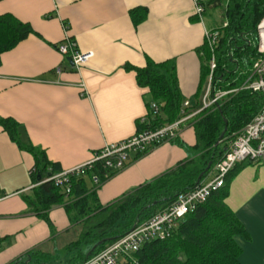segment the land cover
<instances>
[{
    "label": "crops",
    "instance_id": "obj_1",
    "mask_svg": "<svg viewBox=\"0 0 264 264\" xmlns=\"http://www.w3.org/2000/svg\"><path fill=\"white\" fill-rule=\"evenodd\" d=\"M135 9L146 11L137 24L130 16ZM213 9L206 8L199 20L191 0H0V16L33 31L0 54V119L14 121L22 143L42 150L66 172L88 163L105 144L130 138L140 120L147 121V89L137 86L135 73L125 66L171 61L182 101L189 103L188 111L197 109L204 31L219 26L210 17L206 21ZM66 39L92 53L79 71L56 50ZM192 122L179 129L177 140L184 147L166 142L131 157L97 189V204L104 207L191 158ZM33 165V157L0 126V264L32 251L54 257L77 239L78 227L62 206L53 207L47 221L28 213L23 197L34 187ZM242 166L224 203L248 235L237 239L239 263L264 264V167ZM211 175L212 170L204 182Z\"/></svg>",
    "mask_w": 264,
    "mask_h": 264
},
{
    "label": "trees",
    "instance_id": "obj_2",
    "mask_svg": "<svg viewBox=\"0 0 264 264\" xmlns=\"http://www.w3.org/2000/svg\"><path fill=\"white\" fill-rule=\"evenodd\" d=\"M218 5L219 0L208 2L211 8ZM145 15L144 9L130 12L135 24ZM263 15L264 0H227L222 9L223 20L215 28L221 30V38L213 53L216 65L212 74L213 90L239 89L247 80L256 58L255 29ZM223 23H226L225 28H221ZM32 33L29 25L9 15L0 16V54L10 51ZM199 53L201 73L196 93L198 99L209 74L208 63L212 56L205 43ZM124 69L135 73L137 86L147 89L149 98L146 103V124L138 123L137 131L156 130L180 118L183 101L171 61L154 63L147 60L143 68L125 66ZM151 104L156 106V113L150 110ZM263 104L264 95L239 90L222 99L216 107L201 112L192 122L196 144L192 148L191 158L104 207L97 204L96 191L115 173L105 170L101 164H95L78 176H69V193L66 194L64 186H55L48 181L61 173L59 166L49 162L42 150L22 143L18 136V125L14 121L0 119V126L10 140L34 160L30 171L34 187L31 195L23 197L28 213L47 221L48 212L53 207L62 206L71 223L78 227L77 239L64 249L66 255H75L70 256L64 264H81L168 208L179 194L203 183L224 154L233 135L258 114ZM172 143L184 147L177 139ZM145 154L147 152L135 158ZM209 164L210 168L205 171ZM242 165L234 167L221 189L213 192L204 204L180 220L169 238L142 245L133 255L137 264H240L241 249L237 239L248 240V235L224 201L228 196V187ZM93 177L97 180L96 184ZM24 258L29 261L23 264H62L56 261L57 256H44L33 251L12 264Z\"/></svg>",
    "mask_w": 264,
    "mask_h": 264
},
{
    "label": "built area",
    "instance_id": "obj_3",
    "mask_svg": "<svg viewBox=\"0 0 264 264\" xmlns=\"http://www.w3.org/2000/svg\"><path fill=\"white\" fill-rule=\"evenodd\" d=\"M194 14L201 20L208 8L209 0H191ZM226 23L221 25L225 28ZM256 58L250 68L247 80L239 89L230 91L213 90L212 74L215 69L214 50L221 38V30H205L204 43L212 56L208 63L209 74L202 89L197 109L188 111V102H183L180 118L174 123L156 130L137 131L130 138L117 143L105 144L93 153L88 163L72 170L61 172L48 181L55 186H64L65 193H69V176H78L91 169L95 164H101L105 170L117 173L122 170L131 157L148 152L158 146L177 139L180 126L194 120L201 112L209 110L225 97L236 94L239 90L264 95V15L256 25ZM56 50L64 58H70L73 68L79 71L92 57L90 52H80L76 44L66 39L56 46ZM150 110L156 113L157 108L151 104ZM139 124L145 125L146 120ZM249 162L255 166L264 167V104L258 114L228 142L227 149L212 169L211 178L195 187L193 190L179 194L175 201L163 211L155 214L146 223L134 228L129 233L107 246L105 249L81 264H137L133 255L142 245L152 241H164L169 238L177 223L186 215L193 213L204 204L210 195L224 186L226 177L236 165ZM93 183L97 180L93 177Z\"/></svg>",
    "mask_w": 264,
    "mask_h": 264
},
{
    "label": "rangeland",
    "instance_id": "obj_4",
    "mask_svg": "<svg viewBox=\"0 0 264 264\" xmlns=\"http://www.w3.org/2000/svg\"><path fill=\"white\" fill-rule=\"evenodd\" d=\"M226 2H227V0H219L218 7H216L215 9H213V10H211V11H209L207 13V17L208 18L206 17V21H209V17H210L213 21H215L216 23H218L220 25V22L223 20L222 9L224 8ZM252 44L255 45V42L253 41ZM239 70H242V68H240ZM206 81H207V79H206ZM216 90L219 91L220 89L217 88ZM74 255H75V253L66 255L63 252H58V253H56V256L58 257V259H56V261L59 262V263H62L65 258L68 259L67 256H71L72 257Z\"/></svg>",
    "mask_w": 264,
    "mask_h": 264
},
{
    "label": "water",
    "instance_id": "obj_5",
    "mask_svg": "<svg viewBox=\"0 0 264 264\" xmlns=\"http://www.w3.org/2000/svg\"><path fill=\"white\" fill-rule=\"evenodd\" d=\"M66 62L68 63V65H69L70 67H73V63H72V61H71L70 58H66ZM225 124H226V122H225ZM225 130H226V129H224V132H225ZM224 132L220 135L219 140H221V138L223 137ZM218 143H219V142L216 143V146L218 145ZM209 168H210V164L207 166V168H206L205 171H207ZM202 175H203V174L200 175L199 180H200V178L202 177ZM199 180H198V181H199ZM94 249H95V247L92 248V249L90 250V252L87 254V257L90 255V253H91Z\"/></svg>",
    "mask_w": 264,
    "mask_h": 264
}]
</instances>
